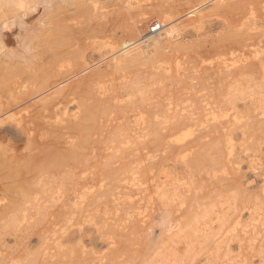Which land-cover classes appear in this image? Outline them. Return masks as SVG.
I'll list each match as a JSON object with an SVG mask.
<instances>
[{"label": "rangeland", "instance_id": "1", "mask_svg": "<svg viewBox=\"0 0 264 264\" xmlns=\"http://www.w3.org/2000/svg\"><path fill=\"white\" fill-rule=\"evenodd\" d=\"M58 2L28 16L27 60L0 63L2 85L25 92L73 71L29 98L72 93L49 100L47 118L22 111L32 139L0 163V264H264V72L242 67L264 63V24H249L259 10ZM3 31L7 50L24 53L19 29ZM77 111L91 114L85 134L65 126Z\"/></svg>", "mask_w": 264, "mask_h": 264}, {"label": "bare ground", "instance_id": "2", "mask_svg": "<svg viewBox=\"0 0 264 264\" xmlns=\"http://www.w3.org/2000/svg\"><path fill=\"white\" fill-rule=\"evenodd\" d=\"M58 1H67V0H0V63L3 64H6V65H13L14 63L16 62H25L24 60H27L28 57H26L25 53L26 52H29L30 51V48H31V41L30 39L31 36L33 35V32L31 29V31L29 30L28 27H25L28 23H26L27 19L29 18L28 16L31 15L32 13L36 12V10L38 9V7L42 6L44 9L48 10V11H52L53 8H55L56 4L57 6H59V2ZM233 2H237L238 4H241L242 5L240 6L242 10H244L246 13L249 12V14H252L254 16V13L255 11L257 13H259L258 15H256V19L255 18H251L249 21L250 23L249 24H253V23H262L264 24V0H231ZM240 1V2H239ZM58 2V3H57ZM65 3V2H64ZM263 3V4H262ZM236 4V3H235ZM61 5V3H60ZM63 5V4H62ZM55 6V7H54ZM259 10V12H258ZM51 13V12H50ZM114 13V12H113ZM33 15V14H32ZM112 15V13H111ZM114 15V14H113ZM113 17V16H112ZM247 18V17H246ZM29 20V19H28ZM112 20V19H111ZM39 21V20H38ZM114 22V21H112ZM40 23V22H39ZM111 22H109L110 24ZM117 24V23H116ZM155 23L152 22L150 27L152 25H154ZM25 25V26H24ZM113 26V24L111 23L110 26ZM17 27L19 29V33H18V36L20 35L22 40L26 41L24 42H21L22 45V48L25 50L24 53L21 54V52H14V51H11V50H7V41L9 39L8 37V33L7 32H4L3 29H5L6 27ZM28 26V25H27ZM115 26V25H114ZM23 28H26L27 32L25 30H23L24 33H21V29ZM28 28V29H27ZM15 30V28H14ZM29 30V31H28ZM18 32V30H17ZM15 33V32H14ZM16 34V33H15ZM151 35V34H150ZM246 36V37H245ZM251 36L250 33H245L243 35V40L244 41H248V37ZM19 37V39H21ZM18 39V38H17ZM150 39V38H149ZM19 42V41H17ZM151 41L150 40H145V43L146 45H148ZM21 44H20V47H21ZM150 45V44H149ZM242 45V44H241ZM248 44H243L242 47H245L247 46ZM22 48H19V49H22ZM23 50V51H24ZM22 51V50H21ZM67 54V53H66ZM65 56V55H64ZM61 57V56H60ZM63 57V56H62ZM26 58V59H25ZM62 59V58H60ZM71 60V59H70ZM69 61V60H68ZM63 62V61H62ZM28 63V62H27ZM26 63V64H27ZM18 64V63H17ZM25 64V63H23ZM25 64V65H26ZM29 64V63H28ZM31 64V63H30ZM6 65L4 67H6ZM16 65V64H15ZM24 65V66H25ZM73 65V64H72ZM27 66V65H26ZM242 66V65H241ZM253 67V66H260L262 68V72H264V63L262 62V58L261 59H257V60H251V61H246V63L242 66L243 68H250V67ZM2 67V66H1ZM30 67V66H29ZM66 67V66H64ZM73 67V66H72ZM59 70V69H58ZM57 70V71H58ZM85 69H83L84 71ZM87 70V69H86ZM3 71V70H2ZM70 72V70H68ZM66 73V75H61V77H64L62 80H54L55 83L53 82V84H56L58 83L56 86H58L59 84H63V82H66L68 79L70 80L72 78L71 73ZM76 71V70H75ZM74 71V72H75ZM2 73H6V72H2ZM58 73V72H57ZM62 73V72H61ZM74 74V73H73ZM79 75V74H78ZM264 75V74H263ZM3 76V74L1 75ZM70 76V77H69ZM75 76V75H73ZM5 77V76H4ZM6 78V77H5ZM74 78V77H73ZM60 79V78H59ZM79 80V79H78ZM76 82V81H75ZM79 82V81H77ZM52 83V82H51ZM4 84L3 83V79L0 77V116H4V115H7L9 112L10 113H13L11 112V110H15V112L13 114H10L8 116L5 117L4 120L0 121V143L4 140H8L7 137H9V140H11L12 142L8 143L7 144V147H12V153L10 155V153L8 154V148L7 147H0V163L2 164H7V162L9 161H6L8 157H10V160L12 158L11 161H16L18 159L16 158H19L18 156H16L18 153H16V149H18V145L15 144V143H18V142H21L23 139H27V140H31L32 139V136H30V128L28 125H26L25 121L27 120H31V116H29L27 119H25V117H23V113H27L28 112V109L31 108V111H32V114L37 113V115H39L40 117L42 118H47L48 116V107L46 106V103L49 102V100L51 99H56L57 97H60V96H65L66 99H69V97L71 96V92H68V90H66V88H68V86H66V88H61L58 90H55L53 91L52 94H47L46 97L44 98H41V100L37 101V102H33L31 104H28L27 106H24L26 104L27 101H30L29 98H32L33 95L37 94V92H41L42 90L44 91H48L49 89H52L54 87L53 84L51 85H43L44 87H40L39 90H36V91H33V92H25L22 87L20 85H10V86H7V85H2ZM68 84V83H67ZM70 84V83H69ZM66 85V84H65ZM52 88H51V87ZM61 86V85H60ZM71 86V85H70ZM50 87V88H49ZM62 87V86H61ZM47 89V90H46ZM51 93V92H49ZM74 94V93H73ZM70 95V96H69ZM75 95V94H74ZM34 97V96H33ZM29 99V100H28ZM75 99V98H74ZM76 105H77V109L80 110V104L78 102H76ZM19 108V109H18ZM17 109V110H16ZM23 111V113H22ZM84 112V110H83ZM82 112V113H83ZM30 113V111H29ZM82 113L80 111H77V112H74L71 116V118H66L64 121H65V126L67 127H71L73 128L74 132H77L79 131L80 133H84V131H86V128L90 125L89 122H87V120L91 119V114L88 113L87 111V116H82ZM49 118V117H48ZM91 122H92V119H91ZM82 135V134H81ZM182 135V134H180ZM184 136H186V134H183ZM84 136V135H83ZM179 139V138H177ZM8 140V141H9ZM190 140V139H189ZM55 141V139H54ZM67 140L65 139V142ZM191 142L192 139H191ZM172 143V142H170ZM15 144V145H14ZM173 144V143H172ZM170 144V145H172ZM188 144V142H187ZM59 145V143H58ZM61 147L63 148V150L59 153H63L61 157H65V155L68 157V155L65 153L67 152V150L63 147L64 146V143L60 144ZM167 145V143H166ZM166 145L165 148H166ZM168 145V146H170ZM186 145V143H185ZM167 146V147H168ZM181 146V145H179ZM183 146L182 145V149H183ZM188 146H191V145H188ZM171 147H175V144ZM29 148V147H28ZM178 148V147H177ZM181 148V147H180ZM186 148V147H185ZM188 148V147H187ZM190 148V147H189ZM188 148V149H189ZM71 149V148H70ZM181 149V150H182ZM64 150H66L64 152ZM184 150V149H183ZM187 150V149H186ZM3 152V153H2ZM15 152V153H14ZM30 153V152H29ZM58 155H61L59 154ZM67 153H70V152H67ZM73 154V152H71ZM70 153V154H71ZM16 154V155H15ZM28 154V153H27ZM26 154V155H27ZM31 154V153H30ZM69 154V155H70ZM10 155V156H8ZM20 155V154H19ZM26 155H21V156H26ZM45 155V154H44ZM56 155V153L54 152L53 153V156H58ZM74 155H78L79 156V153L75 154ZM27 156H30L31 155H27ZM40 156V155H37V157ZM47 156V157H46ZM45 157L48 158L49 156L46 155ZM73 155H71L72 157ZM21 157V158H23ZM70 157V158H71ZM36 158V156H35ZM69 158V157H68ZM69 158V159H70ZM9 159V158H8ZM63 159V158H62ZM64 159H67L66 157ZM69 159L67 161H69ZM20 160V159H19ZM17 168H20V167H17ZM18 171V170H17ZM10 172V170H9ZM13 172V176H12V180L14 182H16V185H18L19 183L20 186L19 188H22L24 187L23 185V182L26 179L27 175H24L23 173H21L20 175H23L19 177H22L24 178L25 180L23 181L22 179H19L18 177V172L15 171V169L12 170ZM25 172V171H24ZM26 173V172H25ZM4 174H6V172H4ZM17 177V178H16ZM5 178V177H4ZM28 178V177H27ZM5 189V188H4ZM25 189V187H24ZM6 191V190H5ZM164 218V223H165V216L163 217ZM167 219V218H166ZM163 228V227H162ZM165 228V227H164ZM169 231V230H168ZM163 234V233H162ZM167 234V233H166ZM163 236H165L163 234ZM167 236V235H166ZM171 236V235H169ZM158 237V236H157ZM159 239H166V237L162 238V235H161V238L159 237ZM170 239V238H169ZM172 240V239H171ZM160 241V242H161ZM164 241V240H163ZM162 241V242H163ZM170 241V240H169ZM159 242V241H158ZM161 242V243H162ZM171 242V241H170ZM159 243V244H161ZM168 243V242H167ZM170 246V245H169ZM161 247V246H160ZM159 245L158 247H156L157 249L160 248ZM171 247V246H170ZM162 248V247H161ZM160 248V249H161ZM167 248V247H165ZM168 250V249H167ZM155 253V252H154ZM153 253V254H154ZM157 253V251H156ZM159 253V251H158ZM169 253V252H168ZM152 254V255H153ZM154 255H157V254H154ZM166 255V253H165ZM170 255V253L168 254ZM159 258V257H158ZM168 259V258H167ZM158 260V259H157ZM154 261H156L154 259ZM160 263V261H159ZM163 263V262H162ZM165 263V262H164ZM154 264V263H153Z\"/></svg>", "mask_w": 264, "mask_h": 264}, {"label": "built area", "instance_id": "3", "mask_svg": "<svg viewBox=\"0 0 264 264\" xmlns=\"http://www.w3.org/2000/svg\"><path fill=\"white\" fill-rule=\"evenodd\" d=\"M159 29V26L158 25H152V27H151V31H156V30H158Z\"/></svg>", "mask_w": 264, "mask_h": 264}]
</instances>
